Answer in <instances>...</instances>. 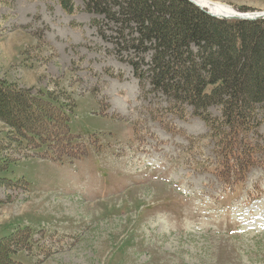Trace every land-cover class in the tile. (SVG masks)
<instances>
[{"label":"rangeland","instance_id":"rangeland-1","mask_svg":"<svg viewBox=\"0 0 264 264\" xmlns=\"http://www.w3.org/2000/svg\"><path fill=\"white\" fill-rule=\"evenodd\" d=\"M71 1L69 12L61 0H0V81L43 95L79 136L74 157H54L0 119V178L12 180L0 183V237L31 236L15 259L264 264V107L249 134L258 162L240 182L219 179L208 122L137 78L132 64L146 70L151 51L130 49L127 24ZM212 1L264 12V0Z\"/></svg>","mask_w":264,"mask_h":264},{"label":"trees","instance_id":"trees-1","mask_svg":"<svg viewBox=\"0 0 264 264\" xmlns=\"http://www.w3.org/2000/svg\"><path fill=\"white\" fill-rule=\"evenodd\" d=\"M82 1L86 11L127 24L136 35L126 41L130 49L152 54L146 70L132 64L137 78L146 73L177 113L184 110L182 105L192 106L216 138L220 160L214 172L225 182L230 176L235 183L242 181L258 162L254 153L259 148L249 134L260 124L258 105L264 107V18H218L189 0ZM61 5L73 10L71 0H61ZM211 105L220 106L219 118L207 111ZM0 119L35 149L45 147L54 157L77 153L74 140L79 136L70 132L69 118L43 95L23 93L0 81ZM8 161L0 154V172L9 170ZM0 183L12 185V180L0 178ZM27 231L0 237V264H22L14 255L23 240H31Z\"/></svg>","mask_w":264,"mask_h":264},{"label":"bare ground","instance_id":"bare-ground-1","mask_svg":"<svg viewBox=\"0 0 264 264\" xmlns=\"http://www.w3.org/2000/svg\"><path fill=\"white\" fill-rule=\"evenodd\" d=\"M194 3H197L202 8L211 11L215 15H239L238 11L231 7L230 5L220 3V2H213L212 0H192ZM259 12H251L247 13L248 16H255Z\"/></svg>","mask_w":264,"mask_h":264},{"label":"water","instance_id":"water-1","mask_svg":"<svg viewBox=\"0 0 264 264\" xmlns=\"http://www.w3.org/2000/svg\"><path fill=\"white\" fill-rule=\"evenodd\" d=\"M192 3H194V1L190 0ZM196 4L197 6H199L201 9H203L200 5H198L197 3H194ZM205 12H207L208 14L210 15H215L213 14L211 11L207 10V9H203ZM239 15H230V16H227V15H215V16H219V17H225V18H242V19H255V18H258V17H261V15H264V12L261 14V13H258L257 15L255 16H248L247 13H244V12H241V11H238Z\"/></svg>","mask_w":264,"mask_h":264}]
</instances>
